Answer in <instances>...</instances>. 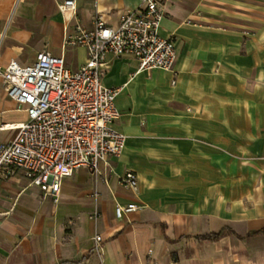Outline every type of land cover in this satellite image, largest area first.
Returning a JSON list of instances; mask_svg holds the SVG:
<instances>
[{
	"label": "crops",
	"instance_id": "0c3cea01",
	"mask_svg": "<svg viewBox=\"0 0 264 264\" xmlns=\"http://www.w3.org/2000/svg\"><path fill=\"white\" fill-rule=\"evenodd\" d=\"M142 1L76 0L77 13L65 14L63 0H0V30L11 17L0 65L30 64L47 50L78 69L87 48L64 47L76 25L91 27L98 10L117 26ZM162 2L159 33L176 38L174 70L106 56L103 84L121 88L114 126L127 136L123 152L65 178L58 202L23 171L5 178L0 264H264V0ZM33 33L46 48L30 44ZM26 118L0 83V143ZM128 170L136 189L120 181ZM130 202L143 207L117 218L116 204Z\"/></svg>",
	"mask_w": 264,
	"mask_h": 264
},
{
	"label": "built area",
	"instance_id": "2783aa9c",
	"mask_svg": "<svg viewBox=\"0 0 264 264\" xmlns=\"http://www.w3.org/2000/svg\"><path fill=\"white\" fill-rule=\"evenodd\" d=\"M163 6L162 0H143L135 10L122 13L117 26L108 24L98 10L91 27L78 23L64 42V47L87 48L88 59L78 69H72L63 55L47 50L30 64L12 58L0 65L8 96L27 114L24 122L9 126L18 130L15 138L0 143V183L23 171L58 202L65 178L82 167L98 172L102 163L122 153L125 134L114 126L120 117L115 100L121 88L103 84L106 56H133L142 70H174L176 38L159 33ZM77 9L76 0L59 4L65 14H76ZM120 181L138 187L133 170ZM142 207L138 202L117 203L115 216L123 218ZM96 241L99 249L101 235Z\"/></svg>",
	"mask_w": 264,
	"mask_h": 264
},
{
	"label": "rangeland",
	"instance_id": "374dc122",
	"mask_svg": "<svg viewBox=\"0 0 264 264\" xmlns=\"http://www.w3.org/2000/svg\"><path fill=\"white\" fill-rule=\"evenodd\" d=\"M15 5H16V3H15ZM14 8H15L14 3H12V4H11V9L14 10ZM10 19H11V17L9 16V17H8V20L6 21L7 25H8V23L10 22ZM41 19L43 20L44 18L41 17ZM6 23H4L3 28L0 30V31H1L0 34L5 32V30H6ZM28 29L31 30V27H28ZM31 31H32V30H31ZM31 34H32V32H31ZM19 35H20V37L22 36L21 33H19ZM43 37H44V36H43L42 34H39V33H37V34H36V33H33V38L31 39L30 44L34 45V44H39V42H40L41 45H42V44L45 45V47H43V48H46L47 44H46V42H45V44L43 43ZM3 38H4V37H3ZM3 38H2V35H1L0 48H1L2 44H3ZM21 38L24 39V36H22ZM43 48H41V49H43ZM35 54H36V53H35ZM0 57H1V49H0ZM84 58H85V54H84L82 51H80V52L78 53V55H77V60L80 61V60H82V59H84ZM106 71H107V70H106ZM105 73H106V72H105ZM1 75H2V74H1V71H0V83H3V78H2ZM2 85H3V84H2ZM4 89H5L6 93H7V90H6V86H5V84H4ZM240 181H242L241 183H242L243 185L246 184V183H247L246 175L243 176L242 179H241ZM189 204H190V203H189ZM97 215H98V214H94L95 217H96Z\"/></svg>",
	"mask_w": 264,
	"mask_h": 264
},
{
	"label": "trees",
	"instance_id": "16d2710c",
	"mask_svg": "<svg viewBox=\"0 0 264 264\" xmlns=\"http://www.w3.org/2000/svg\"><path fill=\"white\" fill-rule=\"evenodd\" d=\"M257 233H264V229L257 231ZM222 234H223V232L212 233V234L203 235V236H201V238H203V239H218Z\"/></svg>",
	"mask_w": 264,
	"mask_h": 264
},
{
	"label": "bare ground",
	"instance_id": "6f19581e",
	"mask_svg": "<svg viewBox=\"0 0 264 264\" xmlns=\"http://www.w3.org/2000/svg\"><path fill=\"white\" fill-rule=\"evenodd\" d=\"M156 69V68H155ZM139 70H142V68H139ZM145 70H148V69H145ZM150 70H152V69H150ZM119 95V94H118ZM9 126L10 125H8L7 127L9 128ZM126 141H127V136L125 135V143H124V148H125V146H126ZM124 148H123V150H124ZM123 152V151H122Z\"/></svg>",
	"mask_w": 264,
	"mask_h": 264
}]
</instances>
